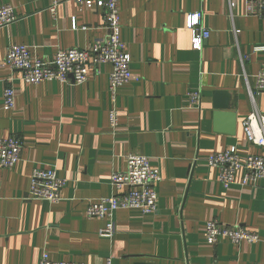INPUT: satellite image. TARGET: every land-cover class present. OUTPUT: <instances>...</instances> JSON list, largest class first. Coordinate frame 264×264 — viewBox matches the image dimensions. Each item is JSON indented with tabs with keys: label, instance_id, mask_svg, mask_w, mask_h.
<instances>
[{
	"label": "crops",
	"instance_id": "0c3cea01",
	"mask_svg": "<svg viewBox=\"0 0 264 264\" xmlns=\"http://www.w3.org/2000/svg\"><path fill=\"white\" fill-rule=\"evenodd\" d=\"M55 1L0 0L18 15L0 28V136H17L23 144L20 161L0 167V264H38L44 252L86 264H264V178L242 187L240 169L236 184L226 189L219 170L207 162L234 145L241 156H264V147L249 142L244 128L253 110L264 114V92L253 89L264 63V50L255 49L264 46V27L246 12L247 0H119L121 37L135 78L119 89L115 130L109 120L110 65L75 85L29 84L22 71L5 63L14 43L49 61L59 49L107 36L101 10L59 0L53 16ZM199 11L210 36L195 50L187 17ZM7 86L17 92L11 110L3 102ZM215 90L229 94L235 135L214 129ZM195 91L201 94L198 104L190 100ZM131 153L149 156L160 170L158 209L117 210L115 234L105 236L109 220L89 218L87 205L113 193L112 173L127 169ZM37 167L66 178L59 202L28 199ZM210 219L239 223L260 239L210 244Z\"/></svg>",
	"mask_w": 264,
	"mask_h": 264
},
{
	"label": "built area",
	"instance_id": "2783aa9c",
	"mask_svg": "<svg viewBox=\"0 0 264 264\" xmlns=\"http://www.w3.org/2000/svg\"><path fill=\"white\" fill-rule=\"evenodd\" d=\"M79 6L101 10L107 36L90 43L86 47L59 49L52 60H45L35 55L31 47L26 44L14 43L8 46L5 63L12 69L22 71V78L26 83L39 84L45 81H60L62 83L84 84L88 81L89 72L98 70L102 65L112 67L109 74V91L112 108L109 111L111 128L119 126V109L117 96L119 89L135 78L131 71V55L127 51L121 37V16L119 0H74ZM56 0L50 11L56 15ZM232 5L233 0H229ZM246 12L261 18L264 27V0H247ZM201 11L194 12L187 17V27L194 32L192 48L201 50L205 40L210 36V30L202 24ZM18 19L12 4L0 5V28L14 23ZM238 32V30H236ZM264 50V46L255 48ZM248 56H241V60ZM72 78V79H71ZM256 92H264V63H262L255 78L253 88ZM252 92V90H250ZM17 92L13 86H7L3 93L6 109L16 106ZM192 104L201 100L199 91L190 93ZM247 140L255 145L264 147V114L253 110L244 122ZM238 146L234 145L208 156V165L219 170V181L226 189L236 184L238 170L245 171L241 182L242 187L255 186L264 178V156L248 154L241 156ZM23 144L17 136H0V167L12 168L21 159ZM127 169L114 171L111 176L113 193L87 205L86 214L89 218L108 219L109 223L102 230L105 236L115 234L114 214L122 208H139L143 213H150L158 209L157 184L162 180L160 170L153 167L149 156L131 153L127 155ZM66 178L60 177L54 168L37 167L33 170L31 188L28 199L59 202ZM207 242L217 244L221 239L228 238L235 244L242 242L255 243L260 235L239 223L225 224L210 219L205 226ZM38 264H86L84 262L54 260L48 252H44ZM107 264H111L108 259Z\"/></svg>",
	"mask_w": 264,
	"mask_h": 264
},
{
	"label": "water",
	"instance_id": "95a60500",
	"mask_svg": "<svg viewBox=\"0 0 264 264\" xmlns=\"http://www.w3.org/2000/svg\"><path fill=\"white\" fill-rule=\"evenodd\" d=\"M214 129L218 132L236 134V113L229 106V94L223 90H215L212 97Z\"/></svg>",
	"mask_w": 264,
	"mask_h": 264
}]
</instances>
